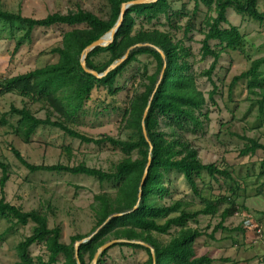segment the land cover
I'll return each instance as SVG.
<instances>
[{"label":"trees","instance_id":"16d2710c","mask_svg":"<svg viewBox=\"0 0 264 264\" xmlns=\"http://www.w3.org/2000/svg\"><path fill=\"white\" fill-rule=\"evenodd\" d=\"M260 1L264 2L194 0V11H197L199 5L208 11L204 19L206 30L203 31L201 42V60L212 59L210 67L202 74L212 84L207 99L199 90L193 66L188 62L190 51L180 42L175 43L168 32L154 27L145 29L143 26H136L138 22L151 25L162 16L167 25L173 27L176 14L172 10L170 0L130 6L125 11L112 42L88 52L85 68L101 75L129 51L126 59L114 69H110L102 78H97L82 68V55L86 48L111 31L120 17L122 4L128 2L127 0H107L110 6L107 20L83 10L66 15L53 13L42 19H34L0 8V23L11 28L19 26L25 31L23 38L17 41L12 56L18 53L24 40L31 41L33 31L37 28H72L62 33L61 46L51 50V54L58 57L57 63L5 78L0 83V95L16 94L26 100L22 108L12 107L9 112V115L18 118L15 124L10 125L12 133L25 144H29L40 127H51L80 143L97 147L109 145L126 156L112 171H103L84 164L32 165L18 150L12 148L15 158L31 173L86 176L101 184L110 185L114 191V195L103 192L94 197L91 209L96 224L92 232L74 236L71 242L66 244L61 241L62 229L59 226L50 228L46 215L36 210L25 212L6 202L4 187L9 179L8 168L0 162V219L22 227L34 225L32 234L17 246L19 261L14 264H34V260L29 256V250L34 245L43 246L47 255L46 260L38 257L37 264H59L61 260V264H93L98 249L112 241L118 242L103 251L96 264H106L105 257L116 247L145 251L148 255L147 264L213 263L208 256H197L195 243L202 234L199 230L190 228L189 222H196L201 215L215 216L222 205H227L216 228L225 231L223 224L237 211L233 201L236 193L231 188L230 197L222 195L210 199L202 196L198 181L205 177L215 182L231 181V172L216 164H204L199 159L197 149L187 141L185 135H196L203 130L205 122L209 121L208 111H203L208 102L215 105L218 88L212 76L222 54L226 51L242 50L243 37L239 28L223 27L228 25L227 11L232 9L238 16L247 17L264 26V11L258 9ZM211 42H215L218 47L212 48ZM101 56H106L104 62L97 61ZM143 57L147 59L145 63L141 62ZM151 61L155 63V71L149 74ZM133 64H141L139 72L132 78H138L139 84L128 100L122 116L124 129L131 131L133 137L128 140L109 136L95 139L73 129L80 116L85 113V107L95 90L103 89L109 97H115L123 91L124 86H120V78ZM263 65L264 57L253 60L249 70L235 76L230 86L232 89L239 82L245 81L248 93L259 98L261 114L264 113V73L260 71ZM161 72L163 74L160 81ZM34 104L47 107L45 119L37 118L29 109V105ZM146 110L147 114L143 120ZM54 116L56 118L53 120ZM3 117L2 124L9 125L5 116ZM257 152L264 154V145L254 139H247L240 156H254ZM149 159L150 166L140 190L141 198L138 200L139 187ZM261 165L264 167V159ZM172 173L184 179L193 195L200 200L202 209L191 211V203L184 200L168 206L160 203L169 194L164 181ZM136 205L137 208L134 209ZM117 214L119 216L112 217ZM173 214L176 216L170 217ZM109 217L112 218L96 235L79 245L76 257L75 244L87 239ZM160 221L164 223L160 224ZM173 228L178 231L168 243H161L153 236L170 235Z\"/></svg>","mask_w":264,"mask_h":264},{"label":"rangeland","instance_id":"374dc122","mask_svg":"<svg viewBox=\"0 0 264 264\" xmlns=\"http://www.w3.org/2000/svg\"><path fill=\"white\" fill-rule=\"evenodd\" d=\"M170 1L176 14L173 27L168 26L162 16L151 25L138 22L136 26L145 29L154 27L168 32L175 43L180 42L190 51L188 62L193 66L199 90L207 99L212 84L202 74L208 70L212 59L201 60V42L208 11L202 5L194 11V0ZM0 8L34 19H42L53 13L66 15L78 10L90 12L104 20L110 14L107 0H0ZM258 9L264 11L263 1L259 2ZM227 19L228 25L223 27L239 28L243 37L242 50L222 54L212 76L218 88L215 105L208 102L203 111H208L209 121L205 122L202 131L196 135H185V138L197 149L199 159L204 164H216L231 172V181L215 182L208 177L198 181L202 196L210 199L222 195L230 197L232 188L236 193L233 201L237 211L223 224L225 231L216 228L227 205H222L215 216H199L196 222H189V227L202 234L195 243L197 256H208L212 264H264V245L257 234L260 229L264 240V167L261 165L264 154L257 152L254 156H240L247 139H254L264 145V113L259 112V98L248 93L245 81L239 82L232 89L230 87L232 79L248 71L253 60L264 57V26L247 17L238 16L232 9L227 11ZM71 29L66 26L37 28L33 31L31 41L24 40L18 53L12 56L17 41L23 38L25 31L19 26L11 28L0 23V83L5 78L57 63L58 57L51 54V50L61 46L62 33ZM211 46L218 47L215 42H211ZM105 60L106 56L97 58L98 62ZM146 60L145 57L141 58L142 63ZM151 62L149 74L155 71V63ZM140 67L141 64H133L127 68L120 78V86H124V89L115 97H109L103 89L95 90L85 107V113L73 129L95 139L109 136L128 140L133 137L131 131L124 129L122 116L139 84L138 78H132ZM260 71L264 73V65ZM25 103L26 100L16 94L0 95V162L7 166L9 177L4 187L5 199L7 203L25 212L36 210L46 215L49 227L59 226L62 229L61 241L69 244L72 237L90 234L94 229L96 222L91 209L94 197L103 192L114 195V191L110 185L86 176L31 173L15 158L11 149L18 150L32 165L84 164L103 171H112L126 156L109 145L97 147L80 143L51 127H40L30 143L25 144L10 128L18 118L9 115L12 107L20 109ZM29 109L37 118L45 119L47 116V107L42 104L29 105ZM3 116L9 125L2 124ZM55 118L52 117L53 120ZM1 176L0 170V179ZM164 186L169 194L160 201L162 205L168 206L184 200L191 203V211L203 208L180 175L170 174ZM175 216L173 214L170 217ZM247 219L251 220L250 225L245 224ZM159 223L163 224L164 221ZM33 228V224L22 227L0 219V264L19 261L17 246L32 234ZM177 231V228H173L170 235L153 236L165 244ZM29 256L34 264H37L38 257L47 259L43 246H32ZM147 260L145 251L126 247L113 248L105 257L106 264H147Z\"/></svg>","mask_w":264,"mask_h":264},{"label":"water","instance_id":"95a60500","mask_svg":"<svg viewBox=\"0 0 264 264\" xmlns=\"http://www.w3.org/2000/svg\"><path fill=\"white\" fill-rule=\"evenodd\" d=\"M156 1H157V0H132V1H128V2H126V3H124V4H122V6H121V12H120V17H119L117 23L115 24V26L111 29V31H110L108 34H106L105 36H103L102 38H100L99 40H97L96 42H94L91 46H89L88 48H86V49L84 50L83 55H82V59H81V65H82V68H84V69L86 70L87 73H90V74H92L93 76H95V77H97V78H102V77H103V76H104V75H105L110 69H114V68L117 67L120 63H122V62L126 59V57H127L129 51L127 52V54H126L122 59H120V60L117 61L116 63L112 64V65L109 67V69L106 70V72H105L104 74L98 75L96 72H94V71H90V70H88V69L85 68V59H86V56H87L88 52H90V51H91L92 49H94L95 47H98V46H100V47H104V46H107L108 44H110V43L112 42L113 37H114V34L116 33L118 27L120 26V24H121V22H122V19H123L124 13H125V11H126L130 6H132V5H138V4H151V3H154V2H156ZM107 36H108L109 38H107ZM160 53H161V52H160ZM161 54H162V53H161ZM162 74H163V72H161V74H160V81H161V78H162ZM160 81L158 82V84L160 83ZM146 114H147V110H146L145 113H144L143 120L145 119ZM144 134H145V131H144ZM145 138H146V134H145ZM146 140H147V138H146ZM149 166H150V159H149V161H148V163H147V166H146V169H145L144 175H143V177H142L141 184H140V187H139V191L141 190L142 186L144 185V182H145V179H146V175H147V173H148ZM140 198H141V191H140L139 194H138V200H140ZM136 208H137V205L135 206L134 209H136ZM117 216H119V214L114 215V216H112V217H117ZM112 217H109V218L106 220V222H105L100 228H98L93 234H91L87 239L82 240V241H80V242H77V243L75 244V253H76V257L78 256V247H79V245H80L81 243H85L86 241L90 240L94 235H96V234L99 232V230H100V229H101V228H102V227H103V226H104V225H105V224H106V223H107ZM117 242H118V241L108 242V243H106L104 246H102L101 248H99L98 251H97V253H96V255H95V257H94L93 264H96V261H97L98 257L100 256V254H101L103 251H105V250L108 249L111 245H113V244H115V243H117ZM78 264H80V263L78 262Z\"/></svg>","mask_w":264,"mask_h":264},{"label":"built area","instance_id":"2783aa9c","mask_svg":"<svg viewBox=\"0 0 264 264\" xmlns=\"http://www.w3.org/2000/svg\"><path fill=\"white\" fill-rule=\"evenodd\" d=\"M245 224L246 225H250L251 224V220L247 219L246 222H245ZM257 234L262 239V241L260 240V242L262 243V245H264L263 234H262V231L260 229H258Z\"/></svg>","mask_w":264,"mask_h":264},{"label":"bare ground","instance_id":"6f19581e","mask_svg":"<svg viewBox=\"0 0 264 264\" xmlns=\"http://www.w3.org/2000/svg\"><path fill=\"white\" fill-rule=\"evenodd\" d=\"M107 38H109V37L107 36Z\"/></svg>","mask_w":264,"mask_h":264}]
</instances>
